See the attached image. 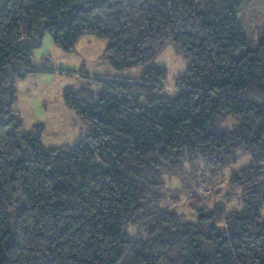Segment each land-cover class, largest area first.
Returning a JSON list of instances; mask_svg holds the SVG:
<instances>
[{"label":"trees","instance_id":"1","mask_svg":"<svg viewBox=\"0 0 264 264\" xmlns=\"http://www.w3.org/2000/svg\"><path fill=\"white\" fill-rule=\"evenodd\" d=\"M244 0H7L0 10V264H264V38L246 43ZM49 35L74 51L109 41L116 71L63 93L88 126L73 144L22 129L17 83ZM169 44L189 62L171 93L153 64ZM44 70V69H39ZM224 198L197 193L241 156ZM164 178H178L180 189ZM181 184V182H180ZM217 193V191H216ZM238 200V208L226 210ZM198 204L194 221L181 202Z\"/></svg>","mask_w":264,"mask_h":264},{"label":"rangeland","instance_id":"2","mask_svg":"<svg viewBox=\"0 0 264 264\" xmlns=\"http://www.w3.org/2000/svg\"><path fill=\"white\" fill-rule=\"evenodd\" d=\"M7 0H0V10ZM238 27L246 37V43L234 54L235 59L241 58L249 51L256 49L259 40L264 38V0H244L243 7L238 14ZM109 41L91 35L82 37L71 53H66L54 46L49 35H45L41 46L34 50L31 64L37 68L17 83V100L14 105L21 117L22 129L34 132L35 125L43 127L42 142L49 147L75 143L88 129L74 112L67 110L62 101L63 93L68 89H76L81 85L90 84V88L97 92L100 86L91 79L95 76L113 74L122 78H137L144 68L114 70L105 55ZM176 47L169 44L153 60L155 66L167 69L165 87L170 93L175 80L182 76L189 62L182 55H177ZM44 69V70H39ZM248 155L241 156L235 163L220 171L216 178L210 172L205 173V180H213L214 186L207 183L200 185L197 193L210 195L211 200L223 199L228 189L226 183L232 171L242 169L250 164ZM166 187L180 189L182 181L176 178H164ZM181 182V184H180ZM217 191V193H216ZM178 212L188 210L185 220L194 221L196 209L193 204L189 207L181 202ZM238 208V200L227 203L226 210Z\"/></svg>","mask_w":264,"mask_h":264}]
</instances>
